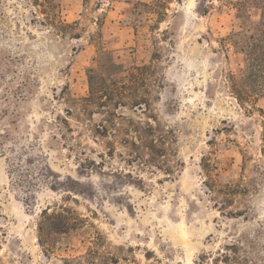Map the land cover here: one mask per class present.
<instances>
[{"label": "rangeland", "instance_id": "obj_1", "mask_svg": "<svg viewBox=\"0 0 264 264\" xmlns=\"http://www.w3.org/2000/svg\"><path fill=\"white\" fill-rule=\"evenodd\" d=\"M236 1L0 0V264H264Z\"/></svg>", "mask_w": 264, "mask_h": 264}, {"label": "trees", "instance_id": "obj_2", "mask_svg": "<svg viewBox=\"0 0 264 264\" xmlns=\"http://www.w3.org/2000/svg\"><path fill=\"white\" fill-rule=\"evenodd\" d=\"M163 0H154L153 5L155 8H159L155 10L158 15L165 13L163 11ZM166 1V0H164ZM37 5L39 3H36ZM235 7L238 11V17L242 19L244 23H247L246 29L239 32H232L229 37H227L232 43H243L245 49L242 52H245L248 59L247 69H245V73L241 78H237L236 75L231 74L232 88L238 99L241 101H248L251 99L248 88H246V83L248 80L260 81V87L256 90L264 91V0H237L235 3ZM249 7H257L261 10V17L258 21H252L251 18L247 15L246 17L242 16L240 13L244 9H248ZM165 9V8H164ZM56 22V21H51ZM134 70L139 74H143L150 69V65L143 66H133ZM95 71L94 68L90 69V72ZM89 83H90V94L85 99L92 103H101L104 102V96H107L106 90L99 89V87H95L94 83V75L89 74ZM136 91V90H135ZM134 91V92H135ZM102 92V93H101ZM137 92V91H136ZM115 91H112V96ZM111 99L113 97H110ZM139 102V101H138ZM138 107L143 109L142 102L136 104ZM150 129L153 131L155 127L150 124ZM142 140V138H141ZM151 145L149 148L152 150L156 149L158 146L156 145V141L152 139ZM158 150V148H157ZM160 150V149H159ZM205 168L207 169V173L212 171L213 166L210 162L205 163ZM208 177L210 181H213L212 174L208 173ZM208 184V183H207ZM212 186V184H209Z\"/></svg>", "mask_w": 264, "mask_h": 264}]
</instances>
